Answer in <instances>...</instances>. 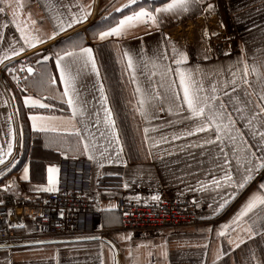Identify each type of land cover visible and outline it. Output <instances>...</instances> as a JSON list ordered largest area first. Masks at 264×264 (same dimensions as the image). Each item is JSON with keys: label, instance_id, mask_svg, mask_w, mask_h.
Wrapping results in <instances>:
<instances>
[{"label": "crops", "instance_id": "0c3cea01", "mask_svg": "<svg viewBox=\"0 0 264 264\" xmlns=\"http://www.w3.org/2000/svg\"><path fill=\"white\" fill-rule=\"evenodd\" d=\"M157 1L160 0H152L156 7L170 2L167 0L157 4ZM11 2L15 6L16 0H11ZM21 2L25 7L17 9L18 19L28 21L29 30H33L34 34H38L44 42L31 48L24 46L23 53L0 63V146L6 147L4 142L10 138L6 135L8 131L6 121L9 114H12L13 130L17 131L19 126L20 131L18 135L20 137L19 155L14 166L0 175V202L5 192L13 194L18 201L28 203L39 201L42 197L57 192L37 190L48 186L47 168L55 166L59 169L58 191L63 187H69L92 192L98 206L95 212L96 217L89 231L93 235H101L102 239L90 238L37 247L0 249V264H214V262L215 264H244L245 258L249 256V250H252L254 258L249 259L248 264H264V237L261 235L248 237L246 233L231 232L233 239H236L238 235L244 237V243L239 247L228 245L225 237L217 235L219 226L230 223L232 217L253 193L259 191V184L264 182V170H260L244 189L239 190L224 210L213 215L208 204L211 198L216 196V192L190 190L198 187V180L211 179V175H206L207 173L222 175L215 169L209 155L202 154L213 146L207 145L205 149L190 147L181 150L186 143H196L198 138H203L207 134L198 133L182 140L162 143L152 148L149 153V144L142 143L143 127L146 125L139 114L133 112V106L136 104L133 90L136 85L131 81L132 70L126 68V58L123 57L124 51H129L135 56L142 47L151 56L152 50L157 45L163 48L165 40H170L180 50L186 52L189 57V66L198 64L205 70L223 67L225 78H227L228 66L233 64L237 58H242L249 65L253 64L254 57L256 62L264 58V0H204L205 5L212 3L215 6L214 13L209 15L198 8L196 11L181 15L168 14L163 18L158 29L140 24L122 38L109 37L105 41L99 40L98 35L94 37V33L106 30V25L112 23L113 19L120 18L121 13L112 12L108 15L103 10L109 4L121 6L126 3V0H99L97 18L88 27L7 66L19 69V65L26 62L27 65L37 69L33 74L17 70L16 75L21 77L18 86L17 82L12 79V74L5 71V65L23 57L30 51L45 47L59 37L84 25L93 16L97 0H21ZM76 3L93 5L87 20L74 24L71 28H66L65 31L49 39L48 37L56 29V17L59 14L66 16L69 8L72 12H77L74 6ZM52 4H56L57 7H52ZM122 11L127 12V9H122ZM31 20L36 21L35 25L31 24ZM12 21L10 9L6 13H0V26L6 25V27H0L4 35V41L0 44V57L5 55L10 38L19 39V32L16 31ZM212 23L220 27V38L194 43L188 33L191 31L190 26L200 25V30L204 33ZM73 39L82 46L93 49V56L99 71V77H97L89 66L79 77L77 87L82 90L95 109L100 111L102 120L104 113L99 102L100 93L97 80L104 85L105 94L109 98L108 107L113 111V118L116 120L117 131L124 148L122 159L126 161V164H105L103 168H97L95 163L88 159V153L83 151V142H78L75 133L66 130L70 129L67 118L71 117V109L60 101V93L64 86L54 67V57L47 64V71L56 77V84L53 86L55 91L43 92L36 84L30 83L38 79L40 66L37 60L43 55L52 57L54 52L67 47ZM22 44L23 42L20 41L16 46L20 47ZM105 45L112 46L115 57L118 59L119 68L115 73L123 82L127 101L120 103L111 99L97 51L98 47ZM167 51L171 56V49L168 48ZM205 55L208 59L204 58ZM168 62L171 63L170 60ZM25 76L28 77L27 80L23 79ZM149 78L152 79L154 86L160 79L159 76L149 77L147 70L141 73L137 68L136 79L142 87L147 86ZM249 80H255L254 74H250ZM25 85H28L27 90L21 92L20 88ZM159 90L163 92V89ZM29 95L33 99L40 98L44 103H51L54 107L49 110L38 107L30 108L24 104V98ZM125 110L126 112L123 113ZM229 111H231L230 108ZM33 114H54L65 119L44 122L54 124L57 131L42 133L34 131L31 127L30 117ZM159 115L162 119L152 122L160 126L159 133L151 134L156 138H159L160 134L170 138L173 133L183 127L179 124L169 127L165 124V120L174 118L168 117L166 112ZM233 115L236 116L235 113ZM123 116L126 118L124 119ZM72 123L81 129V135L88 136V132L83 131V124L79 122V117ZM99 127L103 130V123ZM237 127L247 132L243 121H240ZM89 131L99 137L96 128L90 126ZM245 138L249 139V143L252 142L247 135ZM16 149L17 143L14 141L13 155ZM168 152H171V155L167 154ZM11 159L12 157L8 158V160ZM232 164L235 167V161H232ZM25 165L29 167L28 181L22 179V169ZM3 166L0 165V169ZM125 181L129 183L128 188L123 187ZM157 193L160 196L166 195L176 199H190L196 205L198 203V223L155 230L149 235H135L124 230L119 200L137 201L133 197L139 196L140 201L150 202V196ZM216 198L219 199V197ZM110 204L116 205V208L106 211ZM259 211L258 206L249 215ZM112 216L116 219L114 222H109L106 218ZM37 230L36 221L27 219L21 231L33 234ZM125 237H130V239ZM161 245L165 246L166 255L161 254ZM217 251L227 254L222 255L220 260L216 261Z\"/></svg>", "mask_w": 264, "mask_h": 264}, {"label": "snow or ice", "instance_id": "6c2138e0", "mask_svg": "<svg viewBox=\"0 0 264 264\" xmlns=\"http://www.w3.org/2000/svg\"><path fill=\"white\" fill-rule=\"evenodd\" d=\"M51 6L57 7L56 4ZM74 6L77 8V12H72L69 8L66 16L59 14L56 17V29L48 37L49 39L65 31L66 28H71L74 24L87 20L93 7L92 4L81 3H76ZM24 7L25 5L21 0H16L15 6L11 0H0V13H6L10 9L13 17L12 22L16 31L19 32V39H9L8 49L5 55L0 57V63L23 53L25 51L24 46L31 48L44 42L38 34L29 30L28 21L18 19L17 9ZM198 8L209 15L216 11L212 3L205 5L204 0H170L160 7L154 6L152 0H126V3L121 6L109 4L103 11L108 15H111L112 12L121 13V16L107 24L106 30L94 33V37L98 35L101 41H105L109 37L122 38L140 24L158 29L166 15H181L196 11ZM122 9H127V12H123ZM30 22L33 25L36 23L35 20ZM0 27H6V25ZM204 35H209L206 29ZM3 41L4 35L0 31V44ZM20 41L23 44L17 47L16 45ZM168 48L171 49V56L168 55ZM53 57L54 67L58 71L59 80L64 86L60 93V101L71 109V117L67 118L70 129L66 130L75 133L78 142H83V151L88 153V159L92 160L97 168H103L105 164H126V161L122 159L124 148L117 131L116 120L113 118V111L108 107L109 98L105 94L104 85L97 80L100 93L99 102L104 113L102 120L100 111L95 109V106L86 99L82 90L77 87L79 77L89 66L92 72L99 77L93 49L84 47L73 39L67 47L54 52L52 57L41 56L37 60V64L40 66L38 79L30 81V83L36 84L43 92L55 91L53 86L56 84V77L47 71V64ZM123 57L126 58V68L132 70L131 81L136 85L133 90V95L136 97L133 112L138 113L146 125L143 127L142 143L149 144V153H151L152 148H156L162 143H170V141L182 140L198 133H206L205 137L198 138V142L186 143L181 150L190 147L205 149L207 145L213 146L202 154L209 155L215 169L222 175L207 173L206 175H211V179L198 180V187H193L190 190L216 192V196L211 198L208 207L213 215L224 210L237 192L244 189L246 184L252 181L260 170H264V58L256 62L254 57L252 65H249L242 58H237L233 64L228 66V76L225 78L223 67L205 70L198 64L189 66V57L186 52L180 50L170 40H165V47L163 48L157 45L152 50L151 56L142 47L135 56L129 51H124ZM204 58L208 59L207 55ZM169 60L171 63L168 62ZM137 68L141 73L147 70L149 77L159 76V81L154 86L152 79L149 78L147 86L142 87L136 79ZM17 70L26 71L27 74H33L37 71V69L27 65L26 62L21 63L19 69L6 66L5 71L12 74V79L17 82L18 86L21 77L16 75ZM250 74H254V81L249 80ZM23 79L27 80L28 77L25 76ZM27 87L28 85H25L20 88V91L25 92ZM159 89H163V92ZM24 104L30 108L38 107L45 110L54 107L53 104L44 103L40 98L33 99L30 95L24 98ZM163 112H166L168 117L174 118L165 120L167 126L183 125L170 138L163 134H160L159 138L151 135L152 133H159L160 126L152 122L162 119L159 114ZM233 113L236 114L235 117ZM77 117H79V122L83 124V131L88 132V136L81 135V129L72 123L77 120ZM30 119L34 131L47 133L57 131V127L54 124L44 122L65 118L57 117L54 114H33ZM240 121L244 122L247 132L241 131L237 127ZM11 122L12 114H9L6 121L8 125L6 135L10 138L4 142L6 147L0 146V165H4V171L14 166L16 160V156L13 155L14 141L19 143L16 139L20 134L19 126L18 130L14 131ZM101 123L104 125L103 130H100L99 127ZM90 126L98 130L99 137L89 131ZM246 135L251 139V143H249V139L245 138ZM167 154L171 155V152ZM9 157L12 159L8 160ZM6 160H8L7 164H5ZM232 161H235V167H233ZM58 173L57 167L49 166L47 168L48 186L37 190L58 191ZM2 174L3 172L0 171V175ZM29 178V167L25 165L22 169V179L28 181ZM123 187L128 188L129 183L125 181ZM133 199L139 202L141 198L134 196ZM150 200L158 203L160 195L158 193L152 194ZM197 206H199L198 203ZM258 206L260 211L250 216L249 214L253 213V210L257 209ZM114 208L116 205L110 204L106 211H111ZM106 219L109 222H114L116 217L112 216ZM231 232L246 233L248 237L256 234L264 237V182L259 184V191L253 193L232 217L230 223L220 225L217 230V235L225 237L230 246L239 247L240 244L244 243L243 236L238 235L236 239H233ZM125 238L130 239V237ZM164 247V245L160 246L161 254L166 255ZM225 254L227 253L217 251L215 260L219 261L221 256ZM251 258H254V254L252 250H249V256L245 258L244 264H248V260Z\"/></svg>", "mask_w": 264, "mask_h": 264}, {"label": "built area", "instance_id": "2783aa9c", "mask_svg": "<svg viewBox=\"0 0 264 264\" xmlns=\"http://www.w3.org/2000/svg\"><path fill=\"white\" fill-rule=\"evenodd\" d=\"M97 206V200L90 190L63 187L32 203L18 201L13 194L5 192L0 202V249L101 237L89 231L96 217ZM119 210L123 229L135 235L190 226L199 220L198 208L193 201L166 195H161L158 203L120 199ZM27 219L36 221L38 225V230L33 234L21 231Z\"/></svg>", "mask_w": 264, "mask_h": 264}, {"label": "trees", "instance_id": "16d2710c", "mask_svg": "<svg viewBox=\"0 0 264 264\" xmlns=\"http://www.w3.org/2000/svg\"><path fill=\"white\" fill-rule=\"evenodd\" d=\"M167 0H160L157 1V4L164 3ZM111 45H105L98 47L97 51L100 58V63L103 69V73L105 75L107 84L109 86V92L111 95L112 101H127L126 94L124 93L123 89V82L119 75L115 72L117 71L118 67V59L115 57L114 51L111 48ZM118 77V78H117ZM120 110V108H119ZM126 110L123 112L125 113ZM125 119L126 117L123 116Z\"/></svg>", "mask_w": 264, "mask_h": 264}, {"label": "water", "instance_id": "95a60500", "mask_svg": "<svg viewBox=\"0 0 264 264\" xmlns=\"http://www.w3.org/2000/svg\"><path fill=\"white\" fill-rule=\"evenodd\" d=\"M98 8H99V0H97L96 8H95V11H94V13H93V16H92L91 19H90L89 21H87L84 25H82L81 27H79L78 29H76V30H74V31H71L70 33H68V34H66V35H63V36L59 37L58 39H56V40H54L53 42H51V43H49L48 45H46L45 47H42V48L37 49V50H35V51H30L29 53L23 55V57H20V58H18V59H15V60H13V61L7 63V64L5 65V67H6V66H9V65H11V64H14V63H16V62H19V61H21L22 59H24V58H26V57H28V56H30V55H32V54H34V53L40 51L41 49L46 48V47H50V46L54 45L55 43H57L58 41H60V40H62V39H64V38H68V37L72 36L73 34H75V33L79 32V31L83 30V29L86 28V27H88L93 21L96 20L97 15H98ZM5 67H4V68H5ZM10 101H12V100H10ZM18 141H19V143L17 144V149H16V152H15V154H14V156H16V158H17L18 155H19V149H20V137H19V136H18ZM0 171H2V172L4 171V166L0 169ZM93 239H96V240H97V239H102V237H97V238L95 237V238H93ZM85 240H86V239H85ZM87 240H88V239H87ZM103 240H106V239L103 238ZM58 243H65V242H58V241L39 242V243H35V244H32V245L27 246V247H37V246H42V245H51V244H58Z\"/></svg>", "mask_w": 264, "mask_h": 264}, {"label": "rangeland", "instance_id": "374dc122", "mask_svg": "<svg viewBox=\"0 0 264 264\" xmlns=\"http://www.w3.org/2000/svg\"><path fill=\"white\" fill-rule=\"evenodd\" d=\"M215 25L216 23H212L211 25H209L207 29V32L209 33L208 37H204L205 35L202 32L203 30H200V25L196 27L190 26L191 31L188 32L189 36L191 37L194 43L195 42L201 43V42H204L205 40H209V41H212L213 39L218 40L220 38L221 31L219 30L220 27H216ZM212 28H213V31H211Z\"/></svg>", "mask_w": 264, "mask_h": 264}]
</instances>
